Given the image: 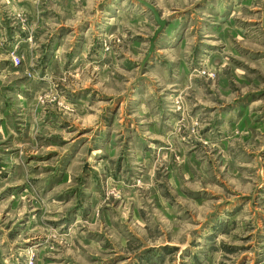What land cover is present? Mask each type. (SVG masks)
<instances>
[{
  "label": "rangeland",
  "instance_id": "rangeland-1",
  "mask_svg": "<svg viewBox=\"0 0 264 264\" xmlns=\"http://www.w3.org/2000/svg\"><path fill=\"white\" fill-rule=\"evenodd\" d=\"M0 0V264H264V0Z\"/></svg>",
  "mask_w": 264,
  "mask_h": 264
},
{
  "label": "water",
  "instance_id": "water-1",
  "mask_svg": "<svg viewBox=\"0 0 264 264\" xmlns=\"http://www.w3.org/2000/svg\"><path fill=\"white\" fill-rule=\"evenodd\" d=\"M140 1L143 2L145 5H147L153 11L155 19H156L157 24H158V28L156 29L155 34L152 37L151 49L147 54V56H149V54L152 52V50L154 48V40H155L156 36L158 35V33L162 30V28L166 24V19L162 18L160 12L158 11L157 7L153 3H151L147 0H140Z\"/></svg>",
  "mask_w": 264,
  "mask_h": 264
}]
</instances>
